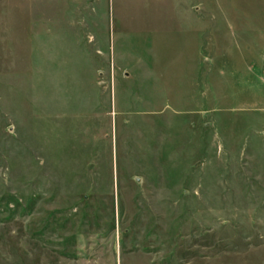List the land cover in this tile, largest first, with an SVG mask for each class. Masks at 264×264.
Returning a JSON list of instances; mask_svg holds the SVG:
<instances>
[{"label": "rangeland", "instance_id": "rangeland-1", "mask_svg": "<svg viewBox=\"0 0 264 264\" xmlns=\"http://www.w3.org/2000/svg\"><path fill=\"white\" fill-rule=\"evenodd\" d=\"M236 2L244 58L131 81L94 0H0V264H264V0Z\"/></svg>", "mask_w": 264, "mask_h": 264}, {"label": "crops", "instance_id": "crops-1", "mask_svg": "<svg viewBox=\"0 0 264 264\" xmlns=\"http://www.w3.org/2000/svg\"><path fill=\"white\" fill-rule=\"evenodd\" d=\"M236 1L94 0L93 45L104 48L103 56L96 58H108L104 75L116 80L118 72L126 80L144 81L160 71L157 58L180 63L195 62L204 55L244 58L239 48L245 43L237 38V31L260 29V19L247 16ZM134 20L141 25L135 29L141 35L127 33V24ZM214 31L224 33L218 37ZM131 45L135 46L131 58L123 56L120 49ZM256 55L260 58L259 51Z\"/></svg>", "mask_w": 264, "mask_h": 264}]
</instances>
